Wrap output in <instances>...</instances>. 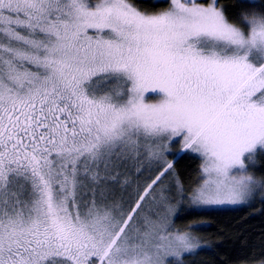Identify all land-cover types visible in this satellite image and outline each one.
I'll list each match as a JSON object with an SVG mask.
<instances>
[{
	"label": "snow or ice",
	"instance_id": "1",
	"mask_svg": "<svg viewBox=\"0 0 264 264\" xmlns=\"http://www.w3.org/2000/svg\"><path fill=\"white\" fill-rule=\"evenodd\" d=\"M202 254L264 264V0H0V264Z\"/></svg>",
	"mask_w": 264,
	"mask_h": 264
},
{
	"label": "trees",
	"instance_id": "2",
	"mask_svg": "<svg viewBox=\"0 0 264 264\" xmlns=\"http://www.w3.org/2000/svg\"><path fill=\"white\" fill-rule=\"evenodd\" d=\"M250 220L251 223H249ZM261 226L262 225L259 220H252L251 217H248L247 215L229 216L225 218L224 223L220 225L219 228L214 226L213 230L205 233V235L213 243L219 244L221 243V240L217 236V231L222 229L226 231L228 236L232 238L233 242H235V238L239 235V229L245 228L248 230L258 231ZM214 259L215 257H213L212 255L202 254L197 258L195 264H213Z\"/></svg>",
	"mask_w": 264,
	"mask_h": 264
},
{
	"label": "rangeland",
	"instance_id": "3",
	"mask_svg": "<svg viewBox=\"0 0 264 264\" xmlns=\"http://www.w3.org/2000/svg\"><path fill=\"white\" fill-rule=\"evenodd\" d=\"M198 258V257H197ZM197 258H196V260H197ZM196 260H195V263H196Z\"/></svg>",
	"mask_w": 264,
	"mask_h": 264
}]
</instances>
